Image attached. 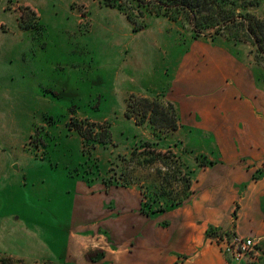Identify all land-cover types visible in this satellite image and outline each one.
I'll use <instances>...</instances> for the list:
<instances>
[{
	"label": "rangeland",
	"instance_id": "374dc122",
	"mask_svg": "<svg viewBox=\"0 0 264 264\" xmlns=\"http://www.w3.org/2000/svg\"><path fill=\"white\" fill-rule=\"evenodd\" d=\"M241 3L264 21V0ZM133 13L102 0H0V264H68L77 182L137 189L154 208L200 195L216 164L208 142L180 126L164 90L135 84L148 76L139 62L164 54L166 20L188 40L194 25ZM233 35L216 38L264 89V55Z\"/></svg>",
	"mask_w": 264,
	"mask_h": 264
},
{
	"label": "crops",
	"instance_id": "0c3cea01",
	"mask_svg": "<svg viewBox=\"0 0 264 264\" xmlns=\"http://www.w3.org/2000/svg\"><path fill=\"white\" fill-rule=\"evenodd\" d=\"M174 23L166 20L156 39L163 56L139 62L148 76L135 84L164 90L180 126L208 142L216 164L204 170L199 196L156 215L142 211L137 189L77 182L65 263L230 264L206 237L209 226L259 238L264 251V89L249 62L219 39L188 40ZM259 257L245 264H264Z\"/></svg>",
	"mask_w": 264,
	"mask_h": 264
},
{
	"label": "trees",
	"instance_id": "16d2710c",
	"mask_svg": "<svg viewBox=\"0 0 264 264\" xmlns=\"http://www.w3.org/2000/svg\"><path fill=\"white\" fill-rule=\"evenodd\" d=\"M107 6L118 7L122 9L131 19L137 11L139 15L145 16V12L150 14L168 16L172 19L185 15L190 23L194 25L195 37L199 38L206 35L207 30H214L210 35L215 39L224 32L233 33L235 37L240 32H244L245 39L253 42L256 46L258 57L264 55V21L251 14L242 4V0H102ZM208 5L210 8H208ZM133 20V19H132ZM232 35V34H231ZM264 63L263 60H259ZM258 61V62H259ZM264 65V64H263ZM85 137L84 133L79 130ZM254 178H258L255 176ZM116 184H119L117 182ZM182 202L171 205L166 208H154L153 204L147 199L142 201V211L147 215H156L165 212L169 208L180 206ZM234 234L230 231H222L214 226H209L206 231V237L220 239L223 236L231 238Z\"/></svg>",
	"mask_w": 264,
	"mask_h": 264
},
{
	"label": "built area",
	"instance_id": "2783aa9c",
	"mask_svg": "<svg viewBox=\"0 0 264 264\" xmlns=\"http://www.w3.org/2000/svg\"><path fill=\"white\" fill-rule=\"evenodd\" d=\"M214 242L230 264H245L247 259L255 260L259 257V238L233 235L231 238L223 236Z\"/></svg>",
	"mask_w": 264,
	"mask_h": 264
}]
</instances>
